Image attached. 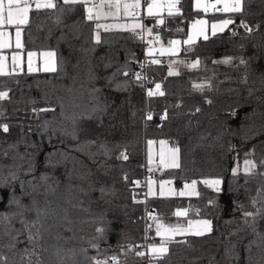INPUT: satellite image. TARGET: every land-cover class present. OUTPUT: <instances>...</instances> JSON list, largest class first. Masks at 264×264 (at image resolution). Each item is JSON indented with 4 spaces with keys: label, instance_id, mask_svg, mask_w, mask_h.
I'll list each match as a JSON object with an SVG mask.
<instances>
[{
    "label": "trees",
    "instance_id": "trees-1",
    "mask_svg": "<svg viewBox=\"0 0 264 264\" xmlns=\"http://www.w3.org/2000/svg\"><path fill=\"white\" fill-rule=\"evenodd\" d=\"M57 3V10L31 11L29 24L22 26V39L24 50H53L58 71L0 76V91L9 92V99L0 101V124L9 126L7 133L0 128V153L8 151L7 157L0 155V179L15 171L21 180L36 185L35 190L28 184L22 189L19 182L0 188V212L18 211L8 204L13 194L24 205L35 200L38 207L49 210L46 226L50 227L42 242L48 249L42 253L46 264H62V258L66 264H91L87 258L97 255L92 244H99V258L116 256L120 264H264V176L260 175L264 165L259 163L264 159V0H243L241 13H227L234 22L223 33L208 34L209 39L180 49L177 59L189 60L175 65L178 75L168 76L165 58H160L161 64H149V89L160 83L165 92L152 98L131 75L109 79L126 62L131 72H139L142 39L114 28L100 31L97 42L96 21L86 19L82 5ZM192 7V0H181V14L164 13V25L156 26L155 18L146 15L143 23L153 35H160V41L184 37L189 21L202 14ZM241 21L253 29L251 34ZM226 57L233 58L230 64L213 63ZM197 59L198 68L189 69L187 64ZM125 81L126 90L117 87ZM194 83L203 84V89H194ZM93 89L99 90L94 93L98 101L90 100ZM97 103L104 109L99 118H82L74 129L70 117ZM34 108L54 111L33 112ZM165 110L167 119L161 120ZM149 137L169 138L177 145L180 167L168 168L164 175L178 186L197 179L199 195L145 200L134 182L146 175L144 147ZM101 144L109 155H103ZM122 151L127 160L116 158ZM246 158L257 163L256 174L246 177L240 170L234 176V162ZM205 179H219L220 191L203 184ZM177 206L187 208L186 220L210 219L212 232L176 236L160 260L137 256L143 251L146 208L177 225L185 221L173 217ZM51 209L56 210L55 217ZM243 212L254 215L245 218ZM25 216L36 218L34 212ZM221 219L224 228L219 226ZM12 223L21 228L18 219ZM98 227L105 230L102 237ZM3 232L0 228V254L9 258V264H19L20 250L30 247L26 234L16 249L9 250L11 237Z\"/></svg>",
    "mask_w": 264,
    "mask_h": 264
},
{
    "label": "snow or ice",
    "instance_id": "snow-or-ice-1",
    "mask_svg": "<svg viewBox=\"0 0 264 264\" xmlns=\"http://www.w3.org/2000/svg\"><path fill=\"white\" fill-rule=\"evenodd\" d=\"M63 5H82L86 12V19L88 21H99L101 18L112 17L113 19H120L121 17L125 18L130 23L126 22L123 24H115V25H102L100 23H96L95 27L97 29V33L95 39L97 42H100L99 30L103 29L104 31H111L114 28L119 30H128L133 33L137 38L144 39V36H152L153 38L148 41V47L146 49V61L141 63V68L146 67L147 65H158L161 64L162 61L156 57V53L158 52L160 56L168 55L175 56L180 51V45L183 43L184 45H192L194 43V38L191 32L186 40L181 42L180 40H170L168 41V46L165 47L163 44L160 45L159 49L155 47L156 44L160 43L161 37L159 34L153 36V30L151 28H145V25L141 22V8H142V0H102L101 3H95L94 0H62ZM181 0H143V3L146 4V16L155 18L156 26H162L165 23L164 13H167L168 17H175L181 14V9L178 7ZM218 5H222L219 6ZM34 6V7H33ZM195 7L197 9H202L205 13L210 11L214 12H223V13H241L243 11L242 0H216L215 3H202L201 0H196ZM59 5L57 0H0V50L8 49L13 47L11 34L6 31L7 28L14 27L15 28V49L17 51L13 52L11 56V70H9V65L7 64V57L0 54V76H12L17 74V69L23 70L22 65L24 63V44L22 42V26H26L29 24V13L33 10L39 12L40 10H57ZM59 10L63 11L62 8ZM70 10V9H69ZM234 21L231 17L227 19H222L219 22L211 24V35L215 36L218 33H223L225 29L228 28L230 24ZM240 26L245 29L249 34L252 33L253 29L245 22L241 21ZM193 28L196 29V34L198 36H202L204 40L209 39L208 35V21L204 19H199L194 22L192 25ZM139 30V31H138ZM180 31V29H178ZM233 35H236L233 32ZM43 60L42 66L38 63V61ZM131 59H134L132 57ZM232 57H226L221 61H213V63H224L230 64L232 62ZM26 62H27V70L29 73L35 71H44V72H57L58 71V63L56 59V53L54 51H28L26 53ZM177 63V61H171L169 63L168 76L178 75V72L175 70L173 65ZM179 63H184V61H179ZM241 63H245V61L241 60ZM200 61L197 59L194 62L187 64L189 69L198 68ZM110 65H106L108 67ZM123 75L125 77L133 76L135 81L139 84L140 87H144V81L148 78L146 75L141 72H131L127 67V62L125 65L117 68L115 72L112 73V76L109 78L110 80H115L118 76ZM93 74L89 72V79H93ZM128 82L125 81L124 84H118L117 87L124 88L126 90V84ZM151 83V81H149ZM204 87L203 84H193V88L196 90H202ZM98 89H93V95L90 96V100L98 101V98L94 95V93L98 92ZM165 92L162 90V86L160 83H156L154 88H150L146 92V96L148 98L156 97V96H164ZM9 99L8 91H0V101H4ZM211 103V101H208ZM63 108V105L61 106ZM76 107H80V105H76ZM46 112V111H54V109L50 108H41V109H33V112ZM104 109L98 105H94L90 110L87 109V106H84V111H81L78 114H74L70 117L72 120L74 129L78 120L80 119H90L96 120L99 118L98 113H102ZM197 112L200 111L199 108L196 109ZM0 115H3L0 112ZM63 115V112H62ZM147 119L151 120V113L148 114ZM167 119V110H165L164 115L161 116V120ZM0 128L7 133L9 131V126L7 124H0ZM68 134V133H65ZM74 136V132H73ZM94 143V142H93ZM155 142L152 140L148 141L149 152H148V160L151 164L153 161L152 156V145ZM167 141H160L162 146L160 152V164L166 168H179V148L172 147L168 149L169 156L166 157L163 146L166 145ZM15 148V145H9V149ZM100 148L103 150V155L107 156L110 154L106 145L101 144ZM5 157L8 156V151L5 150L3 153H0ZM95 155V154H93ZM246 155H251L248 153ZM30 156V154H29ZM25 157L21 156L20 159L23 160ZM118 160L123 159L127 160L128 156L125 152H120V154L116 157ZM260 165H264V159L260 160ZM104 167L103 164L100 165ZM2 167V166H0ZM258 165L253 160L245 159L243 162V173L246 177L256 174L255 170ZM32 171L31 164H29V168L27 170L28 173ZM149 171H152L150 168ZM233 175H237L240 171V167L233 168ZM27 174V173H26ZM261 176H264V173H260ZM42 180H46V177H41ZM127 180V176L124 177ZM15 182H19L21 188L25 187V184L31 185L33 190H35L36 185L32 183L31 180L24 181L20 179V176L15 171H10L8 177H4L0 179V188H9ZM208 187L213 188L215 191L219 192V185L221 181L219 179H205L201 181ZM137 186L140 185V181L134 182ZM155 182L149 180L148 181V192L146 195H156L153 191V184ZM167 183H171L170 181H161L160 182V196H164V186ZM197 181H192L191 184H186L185 188L189 189V191H180L175 192L173 190H169V195H179V196H191V195H199L196 191ZM102 195L105 193V190L101 188ZM260 194V190H258V195ZM253 205H255L256 200L253 198ZM211 203V201L209 202ZM9 206L15 205L18 209L16 212H0V228L4 229L3 234L11 237V242L7 245L9 250L16 249L17 246L22 243L20 240V236L26 234V241L30 247H25L21 251L19 264H46L45 260L42 258V253L47 252L48 249L44 247L42 243L44 241L45 233L49 231L50 226H46V217L49 214L48 209H42L37 206L35 200H33L31 205H24L21 203L20 199L16 197L14 194L12 198L8 201ZM73 207H79V205H73ZM65 217L67 219L65 209ZM85 211H87L85 209ZM34 212L36 214V218L29 220L26 218L25 213ZM51 215L55 217L57 212L55 209H51ZM177 217H186L188 216V210H177L174 213ZM253 213L243 212V216L245 218L253 216ZM14 219H18L21 228H15L12 221ZM149 220H157L156 217L152 216L149 213ZM195 226V227H194ZM151 228V225L145 229L147 232L148 229ZM213 230L212 221L209 219H198L191 220L189 219L187 222V226H183L180 224L177 225H164L162 223H156V235L159 236L160 244L157 246L156 244H151L147 248V252L138 251L135 254L141 258L145 255L150 256L153 260L163 259L169 253V243L174 240L177 235H187L191 234L197 237L205 236L210 234ZM104 228L98 227L96 228V232L102 237L104 234ZM15 235H12V233ZM60 237L57 236V239ZM261 243L264 244V237L261 239ZM91 247L97 249V255L88 257L91 261V264H120V261L116 256H105L103 259L100 257V247L99 244H92ZM131 250V248L129 249ZM86 251V250H85ZM15 255V253H14ZM35 257V259H33ZM0 264H9V258L6 255L0 254ZM62 264H66L63 262Z\"/></svg>",
    "mask_w": 264,
    "mask_h": 264
},
{
    "label": "crops",
    "instance_id": "crops-1",
    "mask_svg": "<svg viewBox=\"0 0 264 264\" xmlns=\"http://www.w3.org/2000/svg\"><path fill=\"white\" fill-rule=\"evenodd\" d=\"M62 1V0H61ZM94 2L95 3H101L102 2V0H94ZM201 2L202 3H204V2H207V3H215L216 2V0H201ZM242 3H243V0H242ZM195 4H196V0H192V8H194L195 9V11H200L202 14H199V15H197L196 17H194L193 19H191L189 22V25H188V29H187V33L184 35V37H173V38H171L170 40H180L181 42H183L184 40H186L187 39V37H188V35H189V32H191L192 33V35H193V38H194V42L196 41H198V39H200V38H203L202 36H198L197 34H196V29L195 28H193L192 27V25L194 24V22L196 21V20H199V19H204V20H207L208 21V29H207V31H208V34L210 35L211 34V24L212 23H216V22H219L220 20H222V19H227V18H229L228 16H227V13H223V12H214V11H210V12H208V13H205L202 9H197L196 7H195ZM219 6H222V5H218V7ZM34 7V6H33ZM178 7H179V5H178ZM143 9H144V15H146V4H145V6L143 7ZM31 13V12H30ZM30 13H29V16H30ZM166 13V12H165ZM214 15V17H211V18H209V16L210 15ZM143 21H144V16H141V22L143 23ZM100 23V24H102V25H115V24H123V23H126V22H128V23H130L131 21H128V20H126L125 18H123V17H121L120 19H113L112 17H107V18H101L99 21H96V23ZM95 23V24H96ZM144 24V23H143ZM103 29H100L99 30V32L100 31H102ZM226 30V29H225ZM6 31H8L10 34H11V39H12V43H13V47L12 48H8V49H2V50H0V54H2V55H4V56H6L7 57V64L9 65V70H11V56H12V54H13V52H15V51H17V49H15V28L14 27H11V28H7L6 29ZM96 33H97V29H96V32H95V36H96ZM153 36H155V35H153ZM152 37V36H151ZM22 38V37H21ZM153 38V37H152ZM22 42H23V39H22ZM161 44H163L165 47H167L168 46V42H166V41H160V43H158V44H156L155 45V47L157 48V49H159V47H160V45ZM149 45L147 44L145 47H144V49H143V51L144 52H146V49H147V47H148ZM189 47V45H184L183 43H181V45H180V49H182L183 47ZM191 46V45H190ZM42 51H53V50H42ZM181 51V50H180ZM179 51V52H180ZM28 51L27 50H24V63H23V65H22V68H23V70L22 71H24V70H27V62H26V53H27ZM37 52H40V51H37ZM179 52H178V54H179ZM177 54V55H178ZM177 55H175V56H168V55H164V56H160L159 55V53L157 52L156 53V57L158 58V59H160V58H165V59H167V61L170 63L171 61H177L178 62V57H177ZM38 63L40 64V66H42V64H43V60L41 59L40 61H38ZM175 65H176V63L173 65V67H175ZM28 71V70H27ZM17 72H21V70L20 69H17ZM150 140H152V141H154L155 143L152 145V156H153V161H152V163L150 164L149 163V160H148V152H149V145H148V141L149 140H146V143H145V147H144V149H145V161H144V163H145V171H146V173H147V175L146 176H148L147 177V182H146V188L144 189V192H145V197L148 199V198H150V197H152V196H159V197H162V196H160L159 195V192H160V182L161 181H170L171 183H167V184H165V186H164V192H165V195L164 196H173V195H169L168 193H169V190H173V191H175V192H180V191H189V189H186L185 188V185L186 184H191V182L192 181H197V179H190L189 181H185L184 183H182V185H180V186H178V185H176L175 184V182L173 181V178H171V177H168V176H165L164 174H165V170L166 169H168V168H166V167H164L163 165H161L160 164V160H159V157H160V152H161V149H162V146H161V144H160V141H167L168 143L166 144V145H164L163 146V151H164V153H165V155H166V157H168L170 154H169V152H168V149L169 148H172V147H176V148H178L177 147V145H175V144H173L172 142H171V140L169 139V138H160V139H157V138H151ZM179 160H180V157H179ZM179 163H180V161H179ZM152 169V171H149V169ZM172 169H174V168H172ZM149 180H151V181H154L155 183L153 184V191L156 193V195H152V196H150V195H146L147 194V192H148V181ZM196 191L198 192V189H197V184H196ZM176 196H179V195H175V196H173V197H176ZM187 197H190V196H188V195H186ZM192 196V195H191ZM177 210H187V208L186 207H184V206H177L176 208H174V210H173V217H175V218H177V216H175L174 215V213L177 211ZM155 212V211H154ZM157 213V212H156ZM158 219H157V221H156V223L157 222H159V221H162V219L161 218H159V214H158V217H157ZM178 218H181V219H183V220H185L186 222L188 221V220H186L185 218L186 217H178ZM191 219H193V218H191ZM196 219V218H195ZM198 219H202V218H198ZM227 220V219H226ZM155 226H156V224H155ZM219 226L220 227H223V226H225V219H221L220 221H219ZM154 233L152 234V236H151V240H152V238H154L153 240H155L156 239V237H157V235H156V229L153 231ZM150 240V241H151Z\"/></svg>",
    "mask_w": 264,
    "mask_h": 264
},
{
    "label": "built area",
    "instance_id": "built-area-1",
    "mask_svg": "<svg viewBox=\"0 0 264 264\" xmlns=\"http://www.w3.org/2000/svg\"><path fill=\"white\" fill-rule=\"evenodd\" d=\"M144 6H145V4L143 3V0H142L141 16L144 15V9H143ZM151 39H152L151 36L145 35L144 39L142 40L143 44H144L143 47H145L148 44V41L151 40ZM146 59L147 58H146L145 52L143 51L142 57H141L139 63L137 64L138 68H139V72H141L142 74L146 75L147 78H148L146 81L143 82L144 83V87H143V93L144 94H146L147 90L149 89V87H150L149 86V81H151V79H149V76H148V66L149 65H147L146 67L141 68V63L145 62ZM150 139H151L150 137L146 138V140H150ZM146 175H147V173H146ZM146 175L143 176L144 178L140 182V187L142 188L143 191L146 188V182H147V177H148ZM144 194H145V192H144ZM146 199L147 198L145 197V200ZM149 213H151L152 216H154L156 218L158 217V214L156 212H154L150 208L149 209L146 208L145 215L143 217L144 218V231H143L144 232V241H143V244L141 245L142 246L141 249L144 252H147V246L146 245H148V243L150 242L151 236L154 233L153 231L156 229L155 224H156L157 220H155V221L154 220H149L148 219ZM149 225H151V228H149L148 231L146 232L145 229L148 228ZM145 257H146L147 261H148V259H150V256H148V255H145Z\"/></svg>",
    "mask_w": 264,
    "mask_h": 264
},
{
    "label": "rangeland",
    "instance_id": "rangeland-1",
    "mask_svg": "<svg viewBox=\"0 0 264 264\" xmlns=\"http://www.w3.org/2000/svg\"><path fill=\"white\" fill-rule=\"evenodd\" d=\"M188 58L186 59H182V58H180V59H178V62L177 63H179V61H184V63H182V64H184L185 65V63L186 62H188ZM176 63V64H177ZM246 159H248V158H246ZM249 160H251V159H249ZM240 167V170L241 171H243L242 169H243V162L241 161V162H238V161H235L234 162V164H233V166H232V170H233V168H237V167ZM205 219H207V218H205ZM191 220H198V219H195V218H193V219H191ZM210 220V219H209ZM188 222V221H187ZM187 222L186 221H183L182 223H177V224H180V225H183V226H187ZM159 223H162V224H164V225H174V224H168L167 222H165V221H159ZM195 227V226H194ZM224 228V227H223ZM222 229V228H221ZM222 230H224V229H222ZM178 236V235H177ZM160 237L159 236H157L156 237V239L155 240H151L149 243H148V245H146L147 246V248H148V246L149 245H151V244H156L157 246L160 244ZM168 247H169V245H168Z\"/></svg>",
    "mask_w": 264,
    "mask_h": 264
}]
</instances>
